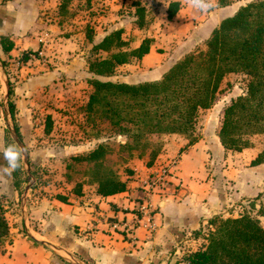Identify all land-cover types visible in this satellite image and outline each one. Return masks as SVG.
<instances>
[{
  "label": "crops",
  "instance_id": "obj_1",
  "mask_svg": "<svg viewBox=\"0 0 264 264\" xmlns=\"http://www.w3.org/2000/svg\"><path fill=\"white\" fill-rule=\"evenodd\" d=\"M85 1L92 7L79 10L85 18L80 21L83 25L76 18L78 13L70 25H65L60 20L64 11L60 10V4L66 0H0V37L13 42L8 52L0 44V195L7 187L2 183L9 184L12 180L14 161L7 158V139L15 140L11 130L18 137L17 126L26 147L36 142L33 134L44 129L47 115L54 126L59 122L60 131L63 130L67 126L66 106L75 101H79V106L85 105L91 92L87 80L92 45L127 21L126 15L118 10L129 0ZM139 1L141 7L151 6L155 20L160 16L166 22H153L150 27L154 30L146 26L134 28V32L140 29L145 33L132 41L130 47H137L149 37V52L140 59L118 65L114 74L119 69L130 73L113 74L111 80L137 83L161 78L185 53L204 45L222 19L248 2L210 0V6L201 10L188 0H131V19L135 21ZM174 1L177 10L169 19V4ZM95 5L100 8H94ZM40 39H46L42 46L46 61L28 59L18 65L16 61L23 52L40 48ZM9 69L15 70L13 84L7 79ZM139 73V77L133 75ZM1 74L7 97L1 94ZM9 102L14 105L13 119ZM223 107L218 102L200 110L205 114L201 127L196 128L195 124V142L189 144L182 134H163L169 142L152 163L148 164L149 159H131V174L118 171L127 179L126 190L122 192L102 196L95 184L90 183H84L80 193H75L73 186L50 189L48 185L30 190L25 198V215L31 232L57 245L71 260L12 229V241L0 253V264H152L172 246L196 241L213 216L233 215L232 211L236 213L246 202H264V163L251 164L264 150V140L254 142L253 135L251 145L240 151L224 148L218 136ZM93 144L87 142V150ZM24 160L29 175L42 162L39 157ZM160 173H167L169 181L166 184L159 181L148 197L153 227L147 230L136 225V219L142 216L139 204L144 201L143 191L150 179Z\"/></svg>",
  "mask_w": 264,
  "mask_h": 264
},
{
  "label": "trees",
  "instance_id": "obj_2",
  "mask_svg": "<svg viewBox=\"0 0 264 264\" xmlns=\"http://www.w3.org/2000/svg\"><path fill=\"white\" fill-rule=\"evenodd\" d=\"M176 10L177 3L171 2L169 19ZM136 12L142 17L144 8L136 7ZM123 32L122 28L113 29L92 45L91 50L106 55L88 63L87 81L92 89L83 110L86 122L107 121L109 130L126 138L119 144L122 154L148 151L150 164L160 149L151 136L177 133L185 135L189 144L195 142L197 136L193 131L198 113L215 103L229 73H242L247 81L244 91L222 109L218 131L221 144L240 151L251 145L250 137L264 135V0L249 1L222 19L205 40L204 49L185 54L157 80L129 83L109 79L118 65L140 59L150 49L151 38L145 37L131 48ZM0 44L5 52L13 47L5 36L0 37ZM35 52L25 51L19 60L26 61ZM8 106L13 119L14 105L9 102ZM46 121L45 132H49V115ZM15 131L22 141L17 126ZM111 153V145L99 143L88 152L71 157L66 167L67 179L75 180V193H80L85 180L95 184L102 196L126 190L127 179L107 164ZM15 161L21 163L20 152ZM261 163L264 150L251 161L252 165ZM21 169L16 167L14 173ZM125 171L132 173L130 168ZM73 173L79 178H73ZM202 232L205 242L187 253L183 264H264V227L258 218L249 214L215 215ZM8 234L9 225L0 201V253L10 242Z\"/></svg>",
  "mask_w": 264,
  "mask_h": 264
},
{
  "label": "rangeland",
  "instance_id": "obj_3",
  "mask_svg": "<svg viewBox=\"0 0 264 264\" xmlns=\"http://www.w3.org/2000/svg\"><path fill=\"white\" fill-rule=\"evenodd\" d=\"M68 2H62L60 4V10L63 11L62 13V21L67 24H71V19L75 14L78 13L76 18H78V22L85 19L82 16V13L80 11H85L88 8L90 9L91 6H87V2L85 0H66ZM253 1V0H248ZM133 6L131 3V0H129V3L123 4L118 11L123 12V14L126 15L127 20L124 22L123 27V37L128 41L129 46L132 41H136L145 33L140 29H137V31L134 32V28L139 26L140 28H143V26H146V28H151L150 25L153 22H160L164 24L166 21L162 17H158L157 20L154 19V16H152V8L149 5L148 7L143 6V8L146 10L148 9L149 12L145 13L143 12V16L139 17L135 20L131 19V11L130 8ZM137 7L140 6L137 4ZM94 8H100L99 5H95ZM80 10V11H79ZM93 13H96L95 10H91ZM81 15V16H80ZM83 18V19H82ZM115 22H118L115 20ZM81 23V22H80ZM114 23V21L112 22ZM136 23V24H134ZM83 25V23H81ZM116 29V28H113ZM111 29V30H113ZM147 29V30H148ZM155 28H151V30H154ZM110 30V31H111ZM109 31V32H110ZM98 42V41H97ZM205 48V44L194 49L193 51L188 52L189 53H196L201 49ZM187 54V53H185ZM184 54V55H185ZM105 52H94L93 50H90L88 55V61H91L95 59L96 57L105 56ZM183 55V56H184ZM183 56L181 58H183ZM179 58L178 60H180ZM177 60V61H178ZM16 64V62H15ZM17 65V64H16ZM4 66V65H2ZM8 66V65H7ZM16 67V66H15ZM130 73V70L127 69H119L116 74L119 76H125ZM135 73V72H134ZM9 76H7V79H10V83H14L15 70H10L8 72ZM137 75L138 77L141 75L139 74H133ZM1 87H2V95L4 93V97H7L6 95V84H5V78L1 74ZM114 77V76H113ZM115 81V80H114ZM247 76L242 73H229L225 76L221 83V90L218 93V97L214 104H220L223 103V106L233 97L241 94L246 86ZM79 100V99H78ZM213 104V106H214ZM1 105V102H0ZM66 110L64 111V114H66V123L67 126L62 129L59 127V122L56 123V126H54L53 121L51 128L49 129V132H45L44 129L40 132H37L33 134V142L31 145L26 147L23 143L24 148H20L19 145L16 143L15 140H11L8 138V146H11L9 150L16 151L19 156L20 152V158L21 163L16 164L13 162V169L12 172V180L9 184L2 183V185L7 187L4 189V193L0 195V201L3 204L4 208V215L9 225V234L8 239L10 242L12 241V235L17 230L18 232H25V227L23 223L22 218V212L23 208L21 206V200L22 195L24 193L27 197L30 190L41 188L43 189L44 186L50 185V189L56 188H62L66 189L67 187H72L75 183V180L70 181L67 179V164L71 162V157L73 155H80L88 152L92 148H94L99 143H108L112 146L113 152L110 155V162H107L108 165H113L118 171H125L127 168H129V162L131 159H149L148 151L140 154L137 151H134L131 154H125L119 150V144L125 142L126 138L121 135H117L113 131L109 130V123L107 121L105 122H97L96 124H91L85 121V114H84V105L79 106V101H75L72 103V105L66 106ZM62 110V109H60ZM83 113V114H82ZM217 113V112H216ZM215 113V114H216ZM205 112L200 111L198 113V117L196 119V128L201 127V121L203 120ZM220 117L221 113L219 114V124H220ZM44 118V116L42 117ZM56 120H60L57 118ZM47 122V121H46ZM48 127V126H47ZM46 127V128H47ZM72 127V128H71ZM166 136L162 135H155L151 136V141L160 147L158 153L162 150V147L164 144L168 143L169 140H166ZM251 139L254 140V142H262L264 140L263 134H256ZM93 141V147L88 149L86 148L87 142ZM75 145H84L83 148L81 147H72ZM89 147V145H87ZM168 148V147H167ZM8 150V151H9ZM19 150V151H18ZM165 151V149H164ZM37 157L42 159V162L39 166L34 168L33 171H31V175L26 173L27 165L23 163L25 161L24 159H36ZM23 159V160H22ZM123 159H126L123 162ZM22 167L21 170H17L14 173V169L16 167ZM24 168V169H23ZM73 178L74 176L79 178V175L72 174ZM85 183H89L88 181H84ZM17 183V184H16ZM246 206H243L237 210V212H233L231 214L233 215H222L224 217H237L241 214H249L253 217H256L259 219L260 223L264 227V202H246ZM235 207L232 208L234 210ZM7 212V213H6ZM17 214V215H16ZM16 217L14 218V216ZM13 216V219H12ZM12 229H15L14 232H12ZM206 230V228H205ZM204 230V231H205ZM31 232V229H30ZM207 232V231H206ZM32 233V232H31ZM33 234V233H32ZM200 235H197L198 238L196 241H190L185 243L182 241L181 243H178L176 246H172L169 251L167 250V254H164L163 257L160 258L159 261L152 263V264H183V257L193 251L194 249L199 248L205 241H204V235L203 232L199 233ZM27 235V234H26ZM34 235V234H33ZM37 239H40L38 236L34 235ZM30 238V237H29ZM31 239V238H30ZM43 240V239H41ZM6 246V245H5ZM58 249L59 247L55 245ZM171 250V251H170ZM64 257L69 258V255L65 254L64 251L60 252Z\"/></svg>",
  "mask_w": 264,
  "mask_h": 264
},
{
  "label": "built area",
  "instance_id": "obj_4",
  "mask_svg": "<svg viewBox=\"0 0 264 264\" xmlns=\"http://www.w3.org/2000/svg\"><path fill=\"white\" fill-rule=\"evenodd\" d=\"M41 46L38 50H36L35 53H30L28 59H33V60H38L40 62H45L46 57L43 52V45L46 43V39H40ZM27 59V60H28ZM17 64H21L23 61L22 60H17ZM167 174V173H166ZM166 174L165 173H160V175L155 176L154 178L150 179L148 182L147 187L143 191V202L139 204V211L141 212V217H138L136 219V225L138 224L145 227L147 230H151L153 227V224L151 222V210L149 209L150 204L148 202L149 200V195L152 193L153 188L156 186V184L161 181L162 183L166 184L169 180L166 179Z\"/></svg>",
  "mask_w": 264,
  "mask_h": 264
},
{
  "label": "water",
  "instance_id": "obj_5",
  "mask_svg": "<svg viewBox=\"0 0 264 264\" xmlns=\"http://www.w3.org/2000/svg\"><path fill=\"white\" fill-rule=\"evenodd\" d=\"M6 83H7V81H6ZM11 132H12V135H13L14 139H16V143L19 145V147H20V148H24L23 143H21V141H19V139H17V136H16L14 130H11ZM25 194H26V193H24L23 196H22L21 206H22V208H23V212H22V213H23V221H24V227H25V232H26V234H27L28 237H30L31 240H33L34 242L39 243V244H41V245H43V246H45V247L51 249L52 251H54V252H56V253H59V252H58L59 249H58L55 245L50 244V243H48V242H46V241H44V240L37 239V238H36V237L30 232V228H29L28 223H27V221H26V215H25V212H26V210H25V198H26ZM63 257H64V256H63ZM64 258H65V259H68V260H71L70 257H69V258L64 257ZM72 262H74L73 259H72ZM76 262L79 263V261H76Z\"/></svg>",
  "mask_w": 264,
  "mask_h": 264
},
{
  "label": "clouds",
  "instance_id": "obj_6",
  "mask_svg": "<svg viewBox=\"0 0 264 264\" xmlns=\"http://www.w3.org/2000/svg\"><path fill=\"white\" fill-rule=\"evenodd\" d=\"M190 4H192L194 7L206 10L210 6V0H188ZM18 156V153L13 150H9L7 153V158L11 161H14Z\"/></svg>",
  "mask_w": 264,
  "mask_h": 264
}]
</instances>
